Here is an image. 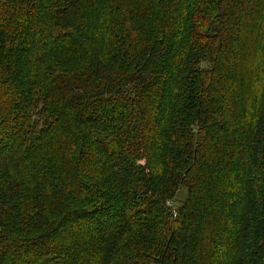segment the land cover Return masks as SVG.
Wrapping results in <instances>:
<instances>
[{
  "label": "trees",
  "instance_id": "1",
  "mask_svg": "<svg viewBox=\"0 0 264 264\" xmlns=\"http://www.w3.org/2000/svg\"><path fill=\"white\" fill-rule=\"evenodd\" d=\"M0 264H264V0H0Z\"/></svg>",
  "mask_w": 264,
  "mask_h": 264
},
{
  "label": "rangeland",
  "instance_id": "2",
  "mask_svg": "<svg viewBox=\"0 0 264 264\" xmlns=\"http://www.w3.org/2000/svg\"><path fill=\"white\" fill-rule=\"evenodd\" d=\"M179 196H180V200H182V199L184 198L185 194L182 193V191H181ZM180 202H181V201H180Z\"/></svg>",
  "mask_w": 264,
  "mask_h": 264
}]
</instances>
